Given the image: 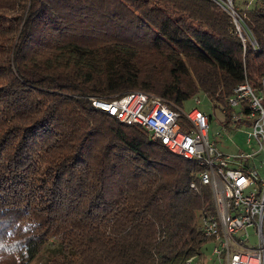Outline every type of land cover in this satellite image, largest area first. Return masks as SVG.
<instances>
[{
	"label": "trees",
	"instance_id": "obj_1",
	"mask_svg": "<svg viewBox=\"0 0 264 264\" xmlns=\"http://www.w3.org/2000/svg\"><path fill=\"white\" fill-rule=\"evenodd\" d=\"M235 1L258 50L211 0H0V264H207L196 161L89 98L204 93L227 125L264 78V0Z\"/></svg>",
	"mask_w": 264,
	"mask_h": 264
},
{
	"label": "built area",
	"instance_id": "obj_2",
	"mask_svg": "<svg viewBox=\"0 0 264 264\" xmlns=\"http://www.w3.org/2000/svg\"><path fill=\"white\" fill-rule=\"evenodd\" d=\"M211 1L230 15L243 45L247 39L258 50L254 40L244 37L242 20L231 0ZM89 101L120 123L144 129L151 141L171 153L196 161L200 167L198 183L210 189L213 201L212 210L202 211L199 218L203 239L212 245L210 261L264 264V78L260 88L245 81L227 99L232 112L223 127L237 130L250 126L246 144L258 145L251 153L225 155L209 140V117L197 108L184 113L161 97L142 91L90 97ZM194 104L200 105L198 98ZM190 187L196 190L194 183Z\"/></svg>",
	"mask_w": 264,
	"mask_h": 264
},
{
	"label": "rangeland",
	"instance_id": "obj_3",
	"mask_svg": "<svg viewBox=\"0 0 264 264\" xmlns=\"http://www.w3.org/2000/svg\"><path fill=\"white\" fill-rule=\"evenodd\" d=\"M242 1L249 0H236L235 3L238 10L242 9L240 8L241 6H243ZM256 1H259L258 4H253L250 6V8H254L255 6H258L260 2H262V0ZM243 29L245 30V32L243 31V33L245 34H243L244 37H250L249 32L245 28ZM194 98L199 99L200 105L194 104ZM194 98H191L184 102L181 109L184 113H188L192 109L197 108L199 111L203 112L209 117L208 138L211 142H214L225 155H231L238 152L251 153L252 150H258V145L255 142H252L251 146L246 144L248 133L252 131V128L250 126L244 125L237 130H234V126L229 128L227 127L225 129L223 126L227 120L223 108L215 106V104L211 102L204 93H199ZM224 131H226L224 135L220 136L219 134H223ZM260 158L261 157H259V159ZM251 241L252 243H254L255 239L252 238ZM211 249V243H205L202 248V256H204L207 264H217L214 260L210 261ZM31 264H46V256L43 255L41 257H38L37 260H35Z\"/></svg>",
	"mask_w": 264,
	"mask_h": 264
},
{
	"label": "crops",
	"instance_id": "obj_4",
	"mask_svg": "<svg viewBox=\"0 0 264 264\" xmlns=\"http://www.w3.org/2000/svg\"><path fill=\"white\" fill-rule=\"evenodd\" d=\"M259 1H256V0H249V1H242V5L244 6H241L240 8H242L243 10L245 9H251L250 6L251 5H255V4H258ZM241 9V10H242Z\"/></svg>",
	"mask_w": 264,
	"mask_h": 264
}]
</instances>
